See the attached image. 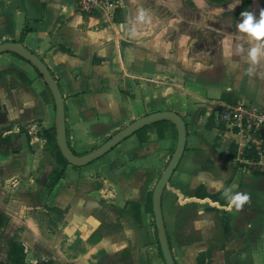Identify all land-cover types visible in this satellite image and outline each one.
Listing matches in <instances>:
<instances>
[{
    "label": "crops",
    "instance_id": "1",
    "mask_svg": "<svg viewBox=\"0 0 264 264\" xmlns=\"http://www.w3.org/2000/svg\"><path fill=\"white\" fill-rule=\"evenodd\" d=\"M235 3L117 0L110 12L85 13L76 0H0V44L19 42L30 28L23 44L61 89L73 151L94 148L154 112L182 116L186 148L162 200L176 264H264V165L240 164L241 138L216 119L225 106L264 110V56L253 64L249 55L260 41L237 27L242 16L230 20L241 9L229 7ZM261 9L263 0L249 7L257 19ZM10 68L31 86L15 74L0 80V211L33 264H166L148 191L176 149L172 128L166 139L152 132L141 144L132 136L89 166L69 165L50 191L51 174L62 167L50 154L55 103L30 63L1 54L0 72ZM115 153L139 166L116 177L137 197L126 199L123 213L86 184L72 183L102 170ZM236 192L249 196L239 210L229 208ZM54 210L63 211V225Z\"/></svg>",
    "mask_w": 264,
    "mask_h": 264
},
{
    "label": "water",
    "instance_id": "2",
    "mask_svg": "<svg viewBox=\"0 0 264 264\" xmlns=\"http://www.w3.org/2000/svg\"><path fill=\"white\" fill-rule=\"evenodd\" d=\"M5 53H12L20 56L25 61L30 63L31 66H33L42 75L43 80L52 92L55 100L56 143L62 156L73 167L83 168L91 165L92 163L109 154L125 140L135 136L137 132L144 129L145 127L157 124L159 122H172L176 126L178 139L175 152L152 192L155 225L163 258L166 264H176L165 226L162 200L164 191L168 186L173 174L177 170L186 148L187 127L182 116L173 111H158L148 114L138 120L133 121L129 125L116 132L98 148L83 155H76L69 146L67 139L65 100L61 89L48 66L43 62V60H41L39 56H37L20 42L1 43L0 55Z\"/></svg>",
    "mask_w": 264,
    "mask_h": 264
},
{
    "label": "built area",
    "instance_id": "3",
    "mask_svg": "<svg viewBox=\"0 0 264 264\" xmlns=\"http://www.w3.org/2000/svg\"><path fill=\"white\" fill-rule=\"evenodd\" d=\"M76 5L79 11L85 13L110 12L117 5V0H76ZM216 119L220 126L241 138L240 164L252 168L264 165V110L225 106L219 108Z\"/></svg>",
    "mask_w": 264,
    "mask_h": 264
},
{
    "label": "trees",
    "instance_id": "4",
    "mask_svg": "<svg viewBox=\"0 0 264 264\" xmlns=\"http://www.w3.org/2000/svg\"><path fill=\"white\" fill-rule=\"evenodd\" d=\"M219 1V0H217ZM254 0H242L241 3V9L244 10H248L249 11V7L252 4ZM264 1V0H263ZM30 32V28L27 26L21 36V39L19 40L20 43L24 42V38L25 36ZM15 56H17L18 58L24 60L23 58H21L20 56L13 54ZM27 62V61H26ZM36 70V69H35ZM37 71V70H36ZM38 75L42 77V75L37 71ZM9 74H15L17 76V78H19V80H21V82H23L24 84H26L27 86H31V81L30 79L27 77V75L19 70L10 68L7 70H4L2 72H0V80L4 79L7 75ZM46 92L50 95L51 100L55 103L54 97L52 92L50 91V89L47 87L46 85ZM172 128L174 134H175V139H178V134H177V129L176 126L172 123V122H159L157 124L145 127L144 129L140 130L139 132H137L135 134V136L138 137L139 142L141 144H144L146 142H148L149 140V136L150 133L154 132L157 134L158 138L160 140L166 139L168 137V133H169V129ZM51 141L54 143V147L56 150V160L57 163L62 166L61 168H56L50 177V180L47 184V188L51 191L52 189H54L59 183L60 181L65 177V171L66 168L70 165L65 158L62 156L58 145L56 143V129H53V135L51 136ZM76 155H79L78 153H76L75 151H73ZM175 150H173L171 158L174 154ZM170 158V160H171ZM170 162V161H169ZM169 164V163H168ZM76 168V167H74ZM148 204L150 206V211L152 214H154L153 212V202H152V192L149 194L148 197ZM132 208L134 210V213H138L139 212V208L140 206L138 204H131ZM10 217L8 215H6L5 213L0 211V239L5 238L7 240L6 244H7V250H8V263L9 264H26V250L25 247L22 243L16 241L15 235L12 233L11 235H9L6 230L10 228ZM158 234V233H157ZM160 246V245H159ZM3 246L0 243V264H7V262L2 260V253H3ZM160 253L163 257L161 248H160ZM43 264H49V262L47 263H43Z\"/></svg>",
    "mask_w": 264,
    "mask_h": 264
},
{
    "label": "rangeland",
    "instance_id": "5",
    "mask_svg": "<svg viewBox=\"0 0 264 264\" xmlns=\"http://www.w3.org/2000/svg\"><path fill=\"white\" fill-rule=\"evenodd\" d=\"M241 12H243L242 9L236 10L233 13H231V21H234V19H236L237 17L241 16ZM114 135V134H113ZM112 136V135H111ZM111 136L109 137H105L102 141H100L98 144L94 145V148H90L87 150H81V149H75L74 151L76 153H78L79 155H83L86 154L96 148H98L99 146H101L106 140H108ZM177 142V141H176ZM122 154V152H120ZM50 154L54 157L56 156V150L54 145H52V150L50 151ZM116 155H112L113 157H111V155H108L107 158L110 159H106L108 161H105L104 165H103V169L102 170H97L94 171L95 169H89V171L85 174H83L82 176L76 178L74 181H72V183L75 184H80L84 186H88L89 188H91L92 190H95V192H98L100 199L103 202H107L110 204H113L120 213L126 212L128 210L127 208V202L126 199H133L134 197L137 198L134 195V190H130V194H127L126 192H124V189H122L119 186V183L116 179L117 176H125V172H126V167L127 169H137L138 167L133 166L131 168V166H128L126 164V161H124V158H119L120 154L119 153H115ZM113 158V159H111ZM54 159H56V157H54ZM134 164H140V162H135ZM144 164V163H142ZM95 166H97V163L95 164ZM142 167V166H140ZM92 168V167H91ZM128 170V171H129ZM94 171V172H93ZM100 171V172H99ZM127 171V173H128ZM163 174V173H162ZM161 174V175H162ZM161 175L159 176V178L161 177ZM119 178V177H118ZM159 178L156 180V182L152 185L151 190L148 191V193L153 192ZM80 186V185H79ZM88 189V188H87ZM145 199V196L142 195V198L140 199V201H143ZM51 211V210H50ZM65 212V211H64ZM63 211H57L54 210L53 211V215L55 218H57L58 221H60V224L63 225ZM150 221H151V225L155 226V220L153 216H150ZM107 232H110L107 228H106ZM6 232L11 235L12 233L15 236H18V234L16 233L14 227L7 229ZM102 233H106L104 231H102ZM7 240L5 238L0 239V243L3 246V253H2V260L8 263V250H7V244H6ZM33 251V250H32ZM33 253V252H32ZM26 264H33V257L30 254H27L26 257Z\"/></svg>",
    "mask_w": 264,
    "mask_h": 264
},
{
    "label": "clouds",
    "instance_id": "6",
    "mask_svg": "<svg viewBox=\"0 0 264 264\" xmlns=\"http://www.w3.org/2000/svg\"><path fill=\"white\" fill-rule=\"evenodd\" d=\"M242 3V0H236L235 4L229 5L231 8H235L238 4ZM243 20L237 25V27L249 34L251 38H254L260 43L255 44L249 55L253 64H255L261 56H264V9L260 10L259 18L252 11L244 10L241 12ZM252 69H249L251 72ZM249 200V196L245 192H236L229 196V208L235 207L237 210L241 209L244 204Z\"/></svg>",
    "mask_w": 264,
    "mask_h": 264
}]
</instances>
